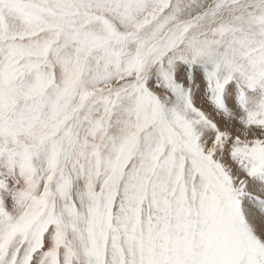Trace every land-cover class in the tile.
Returning a JSON list of instances; mask_svg holds the SVG:
<instances>
[{
    "label": "snow or ice",
    "instance_id": "6c2138e0",
    "mask_svg": "<svg viewBox=\"0 0 264 264\" xmlns=\"http://www.w3.org/2000/svg\"><path fill=\"white\" fill-rule=\"evenodd\" d=\"M0 264H264V0H0Z\"/></svg>",
    "mask_w": 264,
    "mask_h": 264
}]
</instances>
